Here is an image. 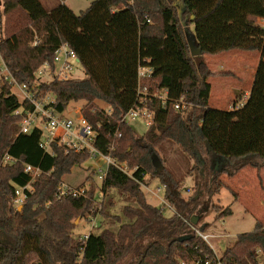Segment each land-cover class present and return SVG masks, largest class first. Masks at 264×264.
<instances>
[{
    "label": "trees",
    "instance_id": "1",
    "mask_svg": "<svg viewBox=\"0 0 264 264\" xmlns=\"http://www.w3.org/2000/svg\"><path fill=\"white\" fill-rule=\"evenodd\" d=\"M0 1V52L19 83L35 84L38 69L52 61L61 45L77 53L84 79L43 82L39 90L54 97V109L61 115L72 102L86 103L82 115L95 129L101 126L95 148L132 171L129 176L110 166L101 180L102 192L114 189L136 200V206H125L118 216L106 213L91 188L83 197H59L63 178L87 162L89 152L55 143L52 154L47 153L41 147L42 130L21 133V115H15L32 107L7 96L10 87L2 86L0 264H180V259L211 255L208 244L191 234L182 218L168 216L161 206L147 201L143 186L159 180L168 203L191 221L199 198L185 199L183 179L164 166L159 151L166 142L196 161L189 174L198 171L204 182L196 181L197 186L211 195L224 187L222 174L233 177L246 166L264 165V27L257 23L264 19V0H94L80 14L64 3L48 11L41 0ZM190 36L201 56H192ZM232 50L261 55L252 91L238 108L242 94L232 109H213L208 82L212 74L202 56ZM140 67L152 69L144 86L152 93L167 91L165 106L153 97L139 102ZM98 102L109 107V116ZM180 102L185 108L176 110ZM136 106L154 115L143 136L124 120ZM198 143L209 153L211 165L201 164ZM154 155L163 166L161 171ZM6 156L15 161L5 164ZM224 160L225 165L215 171ZM27 165L42 173L19 210L13 196L31 181ZM213 209L216 220L232 215L230 208ZM99 218L106 226L99 234L90 233L87 240L74 236L77 220ZM261 254L264 224L257 222L252 232L239 235L227 247L222 261L261 264Z\"/></svg>",
    "mask_w": 264,
    "mask_h": 264
},
{
    "label": "rangeland",
    "instance_id": "2",
    "mask_svg": "<svg viewBox=\"0 0 264 264\" xmlns=\"http://www.w3.org/2000/svg\"><path fill=\"white\" fill-rule=\"evenodd\" d=\"M93 1L65 0L62 2L61 0H41L48 11L64 3L76 14L86 11ZM85 77L86 74L83 66L78 65L71 79H84ZM85 105V102H72L64 114L69 117H76L78 112L82 114V108ZM96 105L99 109H109L104 103L98 102ZM128 123L134 128L138 136H143L148 131V127L141 118L135 121H129ZM197 146L198 151L200 150L202 153L199 152L201 154L199 155L201 156L199 159L202 160L201 164L206 163L211 165L209 153L204 152L199 143ZM159 153L164 160V166L183 179L182 191L184 198L187 200L194 196L199 198L197 210L195 211V216L199 217L197 227L199 229L204 228L203 231L205 234L214 236V238L210 239V245L215 249L217 254L222 255L227 247L233 246L239 235L252 232L257 222L264 224V195L260 191L261 188L264 189V185L262 184L261 187L257 186V181L254 180L258 179H256V175L252 176L251 171L248 170L246 172L247 174L244 175L246 178L240 177L241 180H231L234 176L229 177L226 174H222L219 179L224 183V187L219 194L211 195L204 187L197 186L196 181H199V183L204 182V180L198 178V171H193L192 174H189L190 170L196 165V161L183 154L179 146L166 142ZM224 165L220 162L217 163L215 171H219ZM99 168L100 161L95 158H90L83 165L75 167L71 174L63 178V182L72 187H79L84 184L87 188H91L94 191L95 199L101 202V204L103 203L106 213L122 216L123 208L125 206H136V200L128 196H123L114 189L110 190V193L104 194L101 190L102 182L100 175L98 172L93 174ZM207 175L205 180L209 178V174ZM90 176L92 178L88 179ZM158 188H161L163 191H161L159 196H156L155 193ZM143 190L147 201L153 205L159 206L160 202L165 199L166 191L163 189V185L159 180L153 181L150 186H143ZM214 206H219L223 210L230 208L232 215L216 220L217 212L213 209ZM166 215L171 216L172 213L166 212ZM95 222L94 228L92 221L83 219L77 224L74 230V236L83 239L84 236L90 233L99 234L106 226H101L100 218ZM112 228L116 227L113 226ZM261 264H264V255L262 254Z\"/></svg>",
    "mask_w": 264,
    "mask_h": 264
},
{
    "label": "built area",
    "instance_id": "3",
    "mask_svg": "<svg viewBox=\"0 0 264 264\" xmlns=\"http://www.w3.org/2000/svg\"><path fill=\"white\" fill-rule=\"evenodd\" d=\"M257 23L264 27V19H259ZM80 65L77 53L67 44L61 45L55 51L54 57L51 62L44 63L37 71V81L33 85L19 83L15 77L9 71V68L0 52V87L9 86L10 93L7 96H16L21 102L28 103L32 110L25 111L21 109L15 113V115H21L20 129L23 134H30L34 128L42 130L41 147L47 152L52 154L51 148L53 144L59 146H65L68 149H72L76 152L88 151L90 158L98 159L100 161V168L95 171L100 175L102 180L106 174L107 169L110 166H114L126 175L131 176L132 171L126 163L117 162L111 155L103 154L97 150L94 146V142L97 138V130L101 127L97 126L95 129L89 121L78 112L76 117H69L65 114L61 115L54 109L55 99L54 97L41 93L39 88L43 82H49L53 80H68L71 79L73 72ZM152 74V69L146 67H140L138 70L139 87L137 90L138 99L140 103H145L149 98H155L160 101L162 106H165L167 99L166 90H149L148 86H144L143 82L148 79ZM182 101V100H181ZM184 103L180 102L175 105L176 110L184 109ZM104 109V108H103ZM106 115L109 116L111 111L104 109ZM25 112V113H24ZM141 118L144 120L146 126L149 128L153 124L154 115L146 108L133 107L126 114L124 120L126 122L135 121ZM45 127V128H44ZM114 150V146L111 147ZM15 160L10 156H6L4 163H13ZM26 173L31 176V181L24 187L16 189L13 196L14 207L23 206L28 193L33 191V183L41 175L40 168L26 166ZM165 190V186H163ZM88 188L84 187H72L63 182L59 187V197L73 196L83 197L86 195ZM163 191L158 188L155 195ZM166 212L178 215L189 227L191 234L198 236L202 239L212 250L211 255H205L204 257L193 258L192 260L180 259V264H224L222 261V255L216 253L215 249L210 245V239L214 236L207 235L199 229L196 225H193L190 220L177 213L175 208L168 203L166 199L160 202V205ZM95 228L96 222H92ZM89 235L84 236V240H87Z\"/></svg>",
    "mask_w": 264,
    "mask_h": 264
},
{
    "label": "crops",
    "instance_id": "4",
    "mask_svg": "<svg viewBox=\"0 0 264 264\" xmlns=\"http://www.w3.org/2000/svg\"><path fill=\"white\" fill-rule=\"evenodd\" d=\"M202 59L212 74L208 79L211 85L209 98L211 108L218 110L232 109L235 106L234 102L237 96L241 94L242 98L236 105L237 108L248 100L261 61V55L258 51L232 50L217 55L206 54L202 56ZM248 170L251 171L252 176L256 175L258 180L254 181H257V186L264 185V165L260 169L250 165L246 166L231 180H237L240 177L246 178L244 175L247 174ZM260 191L264 195V189L261 188ZM108 193H110V190Z\"/></svg>",
    "mask_w": 264,
    "mask_h": 264
},
{
    "label": "water",
    "instance_id": "5",
    "mask_svg": "<svg viewBox=\"0 0 264 264\" xmlns=\"http://www.w3.org/2000/svg\"><path fill=\"white\" fill-rule=\"evenodd\" d=\"M180 14H181V11H180ZM194 36H190V41H189V45H190V50H191V54H192V56H194V57H198V56H201L202 55V52H201V50H199V49H197L196 48V46H195V44H194ZM200 157V156H199ZM153 160H154V162L156 163V165L158 166V171H161L162 169H163V166L161 165V163H160V161L158 160V158H157V156L156 155H154L153 156ZM224 163H226V161L224 160V162H223V164ZM203 165H205V163H203ZM217 169V168H216ZM19 210H21L22 209V206H20L19 208H18ZM199 217H193L192 218V220H191V223L193 224V225H198L199 223ZM79 223V220L76 222V224H78ZM201 230L203 231L204 230V228H201ZM181 241H183V239H181Z\"/></svg>",
    "mask_w": 264,
    "mask_h": 264
}]
</instances>
